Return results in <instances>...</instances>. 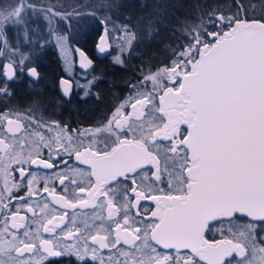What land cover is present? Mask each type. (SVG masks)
I'll return each instance as SVG.
<instances>
[{
	"label": "snow or ice",
	"instance_id": "6c2138e0",
	"mask_svg": "<svg viewBox=\"0 0 264 264\" xmlns=\"http://www.w3.org/2000/svg\"><path fill=\"white\" fill-rule=\"evenodd\" d=\"M25 7L26 0H16L0 11V20L15 17L13 23L22 22ZM194 7L199 22L185 23L180 29L184 44L173 50L172 66L156 77L145 78V83L149 79L154 82L155 95L140 91V98L131 104V113L125 115L118 108L107 124L94 131L72 130L80 143L71 151L73 140L67 136L68 144L55 142L53 156L51 143L37 131L43 147L50 149L49 158L35 150L25 156L23 133L32 125L43 127L44 122L32 115L25 117L29 124L0 117L7 119L5 131L12 134L11 140L0 139V264H44L65 257H75L78 264L86 260L95 264L98 249L118 253L107 262L99 259V264H264V246L258 244L255 233L259 223H264V0H230L226 6L207 11L199 5ZM80 15L83 13L73 8L61 19L71 22ZM60 43L62 46L63 38ZM105 51L101 44L99 52ZM80 55L84 58L81 68L87 71L92 60L83 51ZM116 62L122 63L119 58ZM5 69L0 73L7 78L0 84V96H11L9 82L15 80L14 66L9 64ZM27 75L30 86L40 79L35 66ZM161 76L173 86L161 88L155 83ZM87 84L91 86L92 81ZM80 88L82 100L91 96L90 87ZM72 89L73 85L61 77L62 95L70 98ZM156 95L158 105L154 102ZM149 106L152 116L145 121L142 118ZM133 116L135 119H130ZM60 150L68 152L67 161ZM73 153L78 165L87 169L69 168ZM13 165L18 166L15 171L21 180H27L26 196L14 195L20 184L12 179ZM31 166L56 170L62 194L49 187L47 179L42 189L51 196L52 204L63 209L102 207L99 201L103 198L107 219L115 227L104 229L102 235H88L83 247L42 238L38 247L29 230L21 238L19 232L26 227L21 208L35 215L28 203L37 194L33 187L37 177L29 171ZM145 166L155 170L149 169V175ZM75 177L86 178V183ZM69 181L70 185L66 183ZM11 201L18 203L12 205ZM142 201L154 202L155 210L145 209L138 221L140 209L145 207ZM48 207L45 202L41 212ZM132 209H137L134 215ZM149 211L151 219L147 217ZM118 213L122 219L117 218ZM239 217L247 220L232 227ZM64 220V214L45 217L43 231L54 233ZM217 224L229 225L232 235L209 242L204 238L205 231ZM78 234L84 235L76 228L63 235L70 239ZM259 239L264 241V237ZM120 245L135 251H125ZM182 249L189 251L182 253ZM37 252L39 259L33 260ZM234 254L239 259H229Z\"/></svg>",
	"mask_w": 264,
	"mask_h": 264
},
{
	"label": "flooded vegetation",
	"instance_id": "af4514ba",
	"mask_svg": "<svg viewBox=\"0 0 264 264\" xmlns=\"http://www.w3.org/2000/svg\"><path fill=\"white\" fill-rule=\"evenodd\" d=\"M106 31V48L107 53L104 55L102 59L97 57L96 46L98 39L101 35V32ZM86 36V35H84ZM67 46L62 47L56 44V53L59 59L60 67L58 72L56 73V90H57V98L55 100H50L45 102L37 101L34 103L32 97L33 95L29 92V76L27 75L28 69L31 68L29 62V49L26 45H0V73L6 71L5 66L12 64L14 66L15 72V80L9 82V87L11 89V96H0V117H7L9 119H19L24 124H29L30 122L25 119L26 116L32 115L36 120H42L44 122L43 127H36L35 125L30 126L24 133L25 144L26 147L23 148V154L27 156L29 151H39L40 155L48 159L50 149L44 148L38 136L35 135V132H40L45 140L51 143V153L54 156L57 151V144L55 143L57 140L61 141L63 144H68L67 136L72 137V144L69 145V151H71L72 147L77 146L80 143L78 140L77 133L72 131L74 129H92L93 131L97 127H102L107 124L108 120L113 117L116 110L119 108L121 112L125 115L131 113L133 111L131 104L135 102L136 98H140L139 93L143 91L145 93H153L155 95L156 88L154 82L149 79L145 83L146 77H155L158 70L152 68H146L145 66L138 70V76L132 77L130 81L124 83L122 86L123 90L120 92H102L104 85V77L99 78L94 75L103 74L101 69H98L95 60L105 61L113 63L116 62V57L119 56V52L115 50V47H108V43L110 42L107 30L103 28L100 31L99 37L94 46H91V41H86L85 43L82 40H78L77 37L73 39V42L68 43L67 37L64 35ZM62 38V37H61ZM43 48L42 46H40ZM6 49L7 54L4 52ZM83 51L85 55L92 60V67H90L87 71L81 68V63L84 60L81 57L80 52ZM67 56L70 58L67 61ZM23 66V73L20 72V68ZM172 66V65H170ZM168 66V67H170ZM45 66L38 67L39 75L42 71L45 70ZM165 68V67H164ZM161 68V69H164ZM160 70V69H159ZM41 77V76H40ZM63 77L67 79L72 85L73 89L70 95V98H66L62 95L60 91V78ZM6 76H0V84L6 80ZM88 81H92V85L89 86L87 84ZM102 81V82H96ZM160 87L173 86V82L169 81L166 78H163L159 82L156 81ZM80 85H84L86 88L90 87L91 96L87 99L82 100L80 97L83 95V91L80 88ZM178 87V85H176ZM43 94V92H40ZM157 105L159 103L158 95H156L155 101ZM122 106V107H121ZM152 116L150 106L146 111L145 116L142 118L147 121ZM130 119H135V117H131ZM51 126V130H49L48 126ZM7 126V119L0 120V139H5L6 141L12 139V134L7 133L5 128ZM66 126V127H65ZM17 136H20L21 133H17ZM99 135V134H98ZM106 135V133H103ZM83 139V138H82ZM84 143L87 144L88 140L84 139ZM39 145V147H38ZM17 150H21L17 145ZM60 155L63 157L65 161L68 160V152L60 150ZM171 156V153L167 154ZM171 163V161H169ZM79 166L81 169H87L86 165H78V162L75 160L74 153L72 154L71 161H69V168ZM17 165H13L11 172V176L14 182H18L20 187L14 189V195L17 196H26L27 193V180H21L19 173L15 171ZM24 167L28 168L29 165H24ZM60 167H63L60 165ZM161 167H164V161H161ZM155 169L151 166H145L144 171L148 172L150 175L151 172ZM29 171L35 172L37 177V182L33 185L36 190V195L28 199V203L32 205L35 211V215L31 212H27L26 207L21 208L20 214L26 216L25 221V229L20 230L19 235L23 238V232L25 230L30 231V235L33 237L34 242L39 247V239H49L53 240V242H61L64 244H79L82 247L86 243V237L90 234H104V229L111 230L115 227V225L107 219V206L104 203L103 198H100L99 203L103 204L102 207L90 205L86 208H80L79 206L76 209H63L58 205H54L51 202V196L42 191L44 187V180H48L49 187H55L57 189L58 194H62L63 190L61 185L59 184L58 179H55V169H43L39 166H31ZM69 175L71 173L69 172ZM78 182L86 183V178L75 177ZM169 177L167 174L165 175V185L164 188L167 190V179ZM69 183L70 181L66 182ZM0 187H2V179H0ZM159 188V185H157ZM84 198H87L86 195L81 194ZM48 202V209L41 212V208L43 204ZM12 205H16L17 201H11ZM142 205L144 208L140 209L141 217H137L139 221L144 216L145 209L155 210V203L152 201H142ZM13 210L15 208L13 207ZM137 209H132V214L136 213ZM53 214H64L65 220L61 225V229H56L54 233H45L43 231L42 223L45 222L44 218H51ZM100 217V219H97ZM148 219H151L150 211L147 213ZM3 217H0L2 219ZM118 219H122L120 213L117 214ZM246 217H239L237 221L244 222L246 221ZM9 221L11 223V217L9 216ZM237 221L234 222L237 223ZM103 225V228H101ZM225 225V224H224ZM90 226V227H86ZM139 226V225H137ZM223 225L217 224L212 230H206L204 234V238L209 240V242H213L215 240H219L225 237H231V233L227 231H222L221 227ZM230 227V226H229ZM228 227V228H229ZM232 227H234L232 225ZM76 228H79L81 233L84 235H77L75 238L64 239V233H67L69 230L75 231ZM100 230L99 233L97 230ZM256 238L258 244L264 246V241H261L259 238L264 237V223H259L258 227L255 230ZM38 237V238H37ZM139 243V242H137ZM87 244L91 245V241L87 240ZM120 248H123L125 251H133L134 249H129L127 245H120ZM189 250L183 249L182 253H187ZM40 253L37 252L35 256L32 257L33 260H38ZM110 256H118V253L115 250L109 249H98V260L95 264H99V259L105 260L107 262ZM233 257L229 259H234ZM119 259L123 261L124 257L120 256ZM63 262L72 261L76 263L75 257H65ZM58 260V261H59ZM49 261H45L44 264H47ZM84 262L92 263L90 260H86ZM78 263V262H77ZM83 263V262H82Z\"/></svg>",
	"mask_w": 264,
	"mask_h": 264
},
{
	"label": "trees",
	"instance_id": "16d2710c",
	"mask_svg": "<svg viewBox=\"0 0 264 264\" xmlns=\"http://www.w3.org/2000/svg\"><path fill=\"white\" fill-rule=\"evenodd\" d=\"M13 3L16 0H0V8L3 10ZM229 3L230 0H26L23 13L33 18L26 26L25 40L21 29L7 27L11 23L8 20L3 23L0 45L4 40L9 45H26L31 67H46L40 73L39 81L29 85V92L34 96V103L43 101V98L48 102L57 98L56 73L60 61L55 51L56 36L65 35L68 43L73 42L75 37L78 40L83 38V43L91 41L90 45L94 46L100 31L114 23L130 34L129 46L119 51L118 58L122 63L95 60L103 74L94 76L98 80L104 77L102 92H120L124 83L138 76V70L144 66L159 70L172 65L173 50L184 44L180 29L185 23L199 22L195 5L207 11L210 7ZM73 8L83 15L73 17L71 22L61 19L64 12H71ZM16 39L18 41L14 42ZM47 264L78 263L59 260Z\"/></svg>",
	"mask_w": 264,
	"mask_h": 264
},
{
	"label": "rangeland",
	"instance_id": "374dc122",
	"mask_svg": "<svg viewBox=\"0 0 264 264\" xmlns=\"http://www.w3.org/2000/svg\"><path fill=\"white\" fill-rule=\"evenodd\" d=\"M0 11H2V9L0 8ZM33 18V16L28 17L26 13L22 14V22L20 23H13L15 21V17H12L11 23L7 24V27L11 29V27H17L19 29L22 30V38L25 40L26 38V26L28 25L29 21ZM4 21L0 20V37L2 36L3 33H1V31H4V26H3ZM27 23V24H26ZM3 26V27H2ZM105 29L107 30V34L109 37L110 42L108 43V47H115L116 51H121L122 49H126L127 46H129V42H130V34L128 33V31L123 30L121 28H119V26H117L114 23H110V25L108 24V26L105 27ZM60 38L59 36H56L55 41L56 44L58 46H61L60 43ZM63 38V45L62 47L67 46V43L65 41V38ZM13 41V40H12ZM18 40L16 39L14 42H17ZM11 43V42H10ZM3 45H9V43H7V40H4ZM4 52L7 54L6 49H4ZM118 57H116L115 59L117 60ZM69 57L67 56V61H69ZM163 69L158 70V72L156 73V75H154L155 77L158 76V73H160ZM163 78L166 77H159L158 78V82L160 80H162ZM241 222L237 221V223L235 224H239ZM235 224L233 226H235ZM229 225L225 224L221 227L222 231H227L228 230ZM135 250H133L132 252L134 253ZM137 256H139V253H135ZM250 255V253H249ZM234 259H239L238 257H235Z\"/></svg>",
	"mask_w": 264,
	"mask_h": 264
},
{
	"label": "water",
	"instance_id": "95a60500",
	"mask_svg": "<svg viewBox=\"0 0 264 264\" xmlns=\"http://www.w3.org/2000/svg\"><path fill=\"white\" fill-rule=\"evenodd\" d=\"M106 39H107V37H106V31L103 30V31L101 32V35H100V37H99V39H98L97 46H96V53H97V57H98L99 59H102V58L104 57V55L107 53ZM101 44H102V45L105 47V49H106V51H105L103 54H101V53L99 52V46H100ZM182 250H183V249H182Z\"/></svg>",
	"mask_w": 264,
	"mask_h": 264
}]
</instances>
